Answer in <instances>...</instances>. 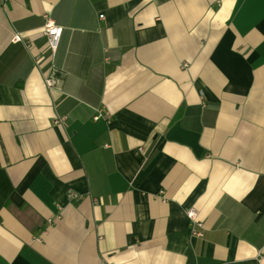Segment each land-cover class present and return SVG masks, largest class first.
Instances as JSON below:
<instances>
[{
    "label": "crops",
    "instance_id": "0c3cea01",
    "mask_svg": "<svg viewBox=\"0 0 264 264\" xmlns=\"http://www.w3.org/2000/svg\"><path fill=\"white\" fill-rule=\"evenodd\" d=\"M104 263L264 264V0H0V264Z\"/></svg>",
    "mask_w": 264,
    "mask_h": 264
},
{
    "label": "built area",
    "instance_id": "2783aa9c",
    "mask_svg": "<svg viewBox=\"0 0 264 264\" xmlns=\"http://www.w3.org/2000/svg\"><path fill=\"white\" fill-rule=\"evenodd\" d=\"M4 1H6V0H4ZM61 35H62V28L55 25L52 21L47 19L44 26H43V36L46 39L47 48L49 49V51L53 55L57 51V48H58V45H59V42L61 39ZM13 40L15 42H20L21 38L19 37V35H15ZM26 47H29V43H26ZM33 60H34V64H37L41 60V57L40 58H34ZM44 83L48 89H51L53 87V80L49 75L44 77ZM100 118L101 119L107 118V116H106V114H102L101 108H97L96 113L93 116V120L98 121ZM66 120H67L66 115H62V114L58 113L54 116L53 124L55 126H58V127H64L66 124ZM161 194H162V191L159 192V195H161ZM68 197L69 198H77V195L74 193H69ZM162 201H164V199H162ZM188 217L190 220L195 221V214L193 211H188ZM194 234L197 236L200 235L199 232H194Z\"/></svg>",
    "mask_w": 264,
    "mask_h": 264
}]
</instances>
